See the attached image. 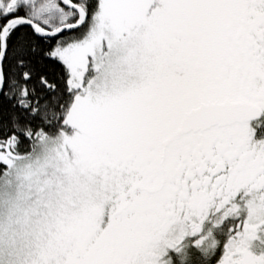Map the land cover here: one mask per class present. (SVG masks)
<instances>
[{"label":"snow or ice","instance_id":"6c2138e0","mask_svg":"<svg viewBox=\"0 0 264 264\" xmlns=\"http://www.w3.org/2000/svg\"><path fill=\"white\" fill-rule=\"evenodd\" d=\"M0 264H264V0H0Z\"/></svg>","mask_w":264,"mask_h":264}]
</instances>
